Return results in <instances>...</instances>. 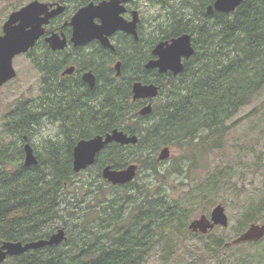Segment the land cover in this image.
I'll return each instance as SVG.
<instances>
[{
	"label": "trees",
	"instance_id": "16d2710c",
	"mask_svg": "<svg viewBox=\"0 0 264 264\" xmlns=\"http://www.w3.org/2000/svg\"><path fill=\"white\" fill-rule=\"evenodd\" d=\"M92 1L101 0H58L67 5L59 24ZM145 1L162 9L149 21L141 10L144 50L137 48L138 41L121 38L126 49L117 52L123 62L120 77L114 76V59L96 46L90 58L97 70L102 60L96 96H69L75 92L66 93L59 81L73 48L50 49L48 66L41 52L31 56L46 85L37 95L18 99L0 120V245L48 238L60 228L68 238L3 264H144L157 245L188 235L199 236L204 244L190 252L197 253L200 264H264V238L226 247L229 235L189 229L196 209L210 205L237 168L221 166L194 177L195 170L183 163L163 168L164 161L158 160L165 146L190 150L192 160L196 150L222 149L234 117L264 90V0H245L232 12L212 14L207 7L215 0ZM182 33L192 35L195 47L184 70L177 75L147 70L154 45ZM136 80L160 85L149 115L138 113L146 100H133ZM49 120L57 125L55 134L43 136L40 145L32 143ZM115 128L137 135L138 142L110 143L93 166L75 172L77 142ZM27 141L37 164L25 163ZM257 161L264 162L263 148ZM133 162L142 168L127 184L115 185L102 176L106 165L121 169ZM80 174L86 177L77 187ZM176 178L180 187L173 183ZM232 189L236 197L243 191L237 184ZM259 221L264 222V185L259 197L244 206L236 235Z\"/></svg>",
	"mask_w": 264,
	"mask_h": 264
},
{
	"label": "water",
	"instance_id": "95a60500",
	"mask_svg": "<svg viewBox=\"0 0 264 264\" xmlns=\"http://www.w3.org/2000/svg\"><path fill=\"white\" fill-rule=\"evenodd\" d=\"M128 0H101L99 2H89L81 6L72 16L70 24L73 27L71 41L75 45L83 44L92 39H99L105 46L113 45L110 36L118 30H123L133 35L137 34V23L139 21L138 11L133 12V20L128 21L123 17L125 6H118L121 2ZM245 0H215L207 7V13L214 11L229 13ZM66 9V4L61 2H44L32 0L21 8L10 13L8 19L3 24V34L0 35V86L6 81L17 76L14 67L15 56L27 53L33 48L36 42L46 32L48 25L54 17L61 15ZM100 19L97 22L96 19ZM68 24V23H66ZM51 47L55 50L64 49L67 46L66 35L53 33L46 38ZM153 54L157 58H152L146 63L147 69H158L160 73L172 71L179 74L184 70L183 59L190 58L195 53L192 43V35L183 33L170 40H161L153 48ZM117 75H120V62L116 65ZM91 77V80H89ZM85 79L95 84V76L92 73L85 74ZM134 100H150L139 110L142 116L149 115L153 111V99L159 95L160 86L155 83H144L135 81L132 87ZM137 135H129L124 130L115 128L105 134H99L87 139H81L74 148V170L81 172L94 165L98 154L110 143L116 142L122 145L136 144ZM27 139V137H26ZM25 163L27 165L37 164L38 159L34 153V148L30 142L24 146ZM171 156V149L166 146L161 149L158 160H167ZM139 165L131 163L125 168L117 169L112 165L102 168V176L112 184H127L133 181L138 173ZM229 216L226 206L219 203L214 206L210 215L203 214L199 218L192 220L189 229L203 234H207L216 226L227 227ZM68 238L65 228H60L48 238H40L32 241H11L6 240L0 245V264L10 256H17L30 249H38L45 246H56ZM264 238V222H252L246 230L238 236L226 242L225 246L238 245L245 242H257Z\"/></svg>",
	"mask_w": 264,
	"mask_h": 264
},
{
	"label": "rangeland",
	"instance_id": "374dc122",
	"mask_svg": "<svg viewBox=\"0 0 264 264\" xmlns=\"http://www.w3.org/2000/svg\"><path fill=\"white\" fill-rule=\"evenodd\" d=\"M30 1L32 0H0V33L10 13ZM41 1L57 2L58 0ZM174 2L181 4L183 0H174ZM135 3L144 9L147 21L150 20V15L157 14L162 9L160 4L153 5L145 0H135ZM14 63L18 70V76L0 88V120L18 99L37 95L43 86L41 74L33 67L30 60L20 57L15 59ZM233 121H235V125L225 136L222 149L209 151L193 149L198 152V157L192 160L195 155L190 150L182 151L171 148L170 160L164 161L161 165L163 168L168 166L176 168L180 163H183V168L195 170L194 177H199L201 174L221 166L231 165L237 168V175L230 179L228 186L219 192L205 209H196L189 220L190 224L192 220L203 214L210 215L215 205L223 203L229 216V224L227 227L216 226L212 231L218 230V232L232 238L236 236L238 231V223L244 206L248 205L249 200L259 197L264 185V162L257 161L260 150L264 149V90L255 97L251 104L242 108ZM56 128V124L47 123L35 135L32 143L40 145L43 136L54 135ZM134 163L138 164V162ZM138 165L139 168H142L140 164ZM142 172L143 170L139 172V175H143ZM85 177L86 174H80L75 178L74 182L77 187L78 184L81 185L78 180H84ZM179 182L178 178L173 180V183L178 187H180ZM234 184L243 187V191L238 197L233 194L232 187ZM224 199H228V201ZM202 245L204 244L200 241L199 236L188 235L185 239L175 237L173 240L164 241L152 249L147 262L144 264H200L197 253L191 254L190 252H199Z\"/></svg>",
	"mask_w": 264,
	"mask_h": 264
},
{
	"label": "flooded vegetation",
	"instance_id": "af4514ba",
	"mask_svg": "<svg viewBox=\"0 0 264 264\" xmlns=\"http://www.w3.org/2000/svg\"><path fill=\"white\" fill-rule=\"evenodd\" d=\"M84 5H82V6H84ZM118 6H125L126 10L123 13V17L128 21L133 20V18H134L133 12L138 11V14H139V21L137 23L138 37H136V35H133L131 33H127L123 30H118L113 35L110 36V42L114 48H112L111 46H105L99 39H92V40H89L83 44L75 45L71 41V37L73 34V27L70 24V21H71L72 16L74 15V13L80 8L79 7L73 13V15L70 18L64 20L63 24L62 23L59 24L60 23L59 17L61 15H58V16L54 17L53 19H51L50 23L45 26L46 27L45 34L43 36H41V38L36 42L35 46L33 48H31L27 53H22V54L15 56L14 62H15V59L20 58V57H24V58H27L28 60H30L33 67L36 69V67L33 64L32 58H31L32 55L38 54L39 52H41L42 56H43V60H45V66H48V51L50 49H52L54 51H64V50H68V49L73 48V53L71 54L72 60L70 62L66 63L63 70L60 72V74H59L60 80L59 81L62 82L64 90L66 93H68L69 90H73L75 92L74 94L69 95V96H77V94H79L80 92H82V96L85 98L89 97L92 94L96 96L95 89L97 88V85L101 84V76L102 75H101L100 71H101V65H102L101 61L102 60H99V64H98L99 70H97L94 67V63L90 58H93V60H94L95 49H96L97 45L104 48V54L110 55L114 59V61L111 62L112 63L111 66L114 70V76H116V77L121 76L122 66H123L122 59L120 58V56L118 55L117 52H119L123 49H126V46L122 45L121 38L130 37L134 41H138L137 42V48L144 50V44H145L144 40L140 41V33L142 36L144 34L143 20L141 18L142 7L139 4H136L135 0H128L126 2H121L118 4ZM66 8H67V6H66ZM96 21L100 22L101 20L97 18ZM66 23H68V24H66ZM3 32L4 31H3V27H2V32L0 33V35L3 34ZM53 33H59V34L64 33L66 35L67 46L64 49L55 50L51 47L50 43L46 40V38ZM192 41H193V39H192ZM156 44L154 45V47L156 46ZM153 48L151 49L152 57L150 59L157 58V56H155L152 52ZM186 60H188V59H186V58L183 59L184 64H185ZM118 62H120V70H121L120 75H117L118 69H117L116 65ZM146 63H145V68H146ZM14 67H15V63H14ZM15 69L17 70L16 67H15ZM147 70H151L152 72H155V70H157V72L159 74H162L158 71V69H147ZM168 72H172V71H168ZM87 73H92L95 76V84L94 85H92L90 83V81L85 79V74H87ZM17 76H18V70H17ZM16 77L6 81L4 84H2L0 86V88L9 84L10 82H12V80L15 79ZM89 80H91V77H89ZM46 81H47L46 76H41V82L43 85H46Z\"/></svg>",
	"mask_w": 264,
	"mask_h": 264
}]
</instances>
